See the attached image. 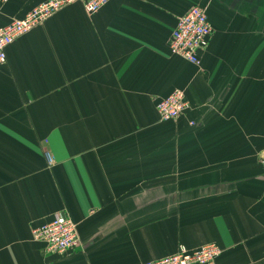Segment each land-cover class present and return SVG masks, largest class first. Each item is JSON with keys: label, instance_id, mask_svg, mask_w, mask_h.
Listing matches in <instances>:
<instances>
[{"label": "crops", "instance_id": "1", "mask_svg": "<svg viewBox=\"0 0 264 264\" xmlns=\"http://www.w3.org/2000/svg\"><path fill=\"white\" fill-rule=\"evenodd\" d=\"M42 1L6 0L0 24ZM193 4L211 25L198 64L169 52ZM177 88L188 107L163 122ZM262 151L264 0L66 6L0 63V264H143L208 243L215 264H264ZM56 211L79 234L63 254L31 234Z\"/></svg>", "mask_w": 264, "mask_h": 264}, {"label": "built area", "instance_id": "2", "mask_svg": "<svg viewBox=\"0 0 264 264\" xmlns=\"http://www.w3.org/2000/svg\"><path fill=\"white\" fill-rule=\"evenodd\" d=\"M6 0H0L1 7ZM109 0H44L32 7L23 17L0 24V63L6 60V48L17 37L44 23L49 17L74 3H80L87 14L97 12ZM211 25L203 7L193 4L177 20L170 41L169 52L191 64H198L199 51L208 46ZM188 107L182 89H175L160 100L156 109L163 122L177 119ZM48 164L52 162L46 153ZM264 167V151L258 157ZM33 240L43 243L48 253L63 254L79 246V234L76 224L64 211H56L50 221L31 230ZM221 249L214 243H208L194 250L184 247L168 256L143 264H215Z\"/></svg>", "mask_w": 264, "mask_h": 264}]
</instances>
